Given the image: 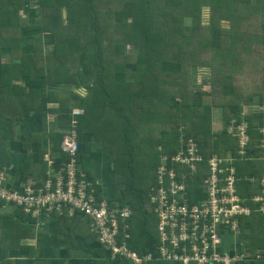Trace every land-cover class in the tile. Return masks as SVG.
I'll return each instance as SVG.
<instances>
[{"label": "trees", "instance_id": "1", "mask_svg": "<svg viewBox=\"0 0 264 264\" xmlns=\"http://www.w3.org/2000/svg\"><path fill=\"white\" fill-rule=\"evenodd\" d=\"M32 1L0 0V52L10 57L1 76L12 78L17 67L22 76L87 91L85 98L71 95L83 111L75 128L77 162L81 135L88 132L106 150L119 191L107 198L109 206L131 212L116 242L139 256L156 255L157 216L149 198L161 157L170 159L181 149L182 132L183 140L196 144L201 166L213 157H229L236 194L249 208L248 215L238 217L243 248L264 259V212L252 201L262 191L264 201V0ZM204 7L210 12L207 25L199 18ZM21 10L32 18L37 11L38 22L22 23ZM222 22H229L228 29ZM42 35L51 44L48 54ZM199 68L209 70L207 91L192 81ZM243 76L244 83L239 81ZM255 99L260 112L242 116L244 103ZM216 117L218 131L213 129ZM242 123L247 124L244 155L228 131ZM66 161L61 154L55 171ZM83 173L100 196L93 177ZM205 177L206 171L186 177L191 204L205 198ZM5 220L0 215L3 230L11 227ZM4 255L0 251V263Z\"/></svg>", "mask_w": 264, "mask_h": 264}, {"label": "built area", "instance_id": "2", "mask_svg": "<svg viewBox=\"0 0 264 264\" xmlns=\"http://www.w3.org/2000/svg\"><path fill=\"white\" fill-rule=\"evenodd\" d=\"M75 128L72 126L60 141V152L67 158L66 163L42 186L26 185L17 192L4 186L0 177L2 207H12L30 217H60L64 212L70 217L79 215L88 221L99 245L109 251L112 258L128 259L134 264H241L247 261L249 257L244 254L222 251L224 235L239 234L238 217L249 213V208L236 194L229 157H213L206 162V167L201 166L196 144L190 139L183 140L181 132V149L170 159L161 157L156 170V186L149 198L157 216L159 246L156 255L139 256L124 244L116 242L119 226L131 212L128 208L109 206L107 200L96 195L91 183L85 179L77 162ZM246 128L247 124L242 123L235 129L231 126L228 129L238 139L241 155H244L247 146ZM205 171L206 177L202 180L205 198L191 204L186 194V177ZM252 201L259 204V210H262L264 201L260 195L253 197ZM258 258L254 255L250 261Z\"/></svg>", "mask_w": 264, "mask_h": 264}, {"label": "crops", "instance_id": "3", "mask_svg": "<svg viewBox=\"0 0 264 264\" xmlns=\"http://www.w3.org/2000/svg\"><path fill=\"white\" fill-rule=\"evenodd\" d=\"M9 62V54L0 52V177L4 186L18 192L26 185L42 186L55 175L53 164L61 156V138L72 126L77 127L83 116L71 95L85 98L87 91L46 77L22 76L17 67L12 69V78L1 76L2 65ZM256 106L258 111L248 114L260 112V106ZM217 125L220 123L216 117L214 131ZM259 128H263L262 124ZM80 145L82 172L93 177L101 197H117L119 191L111 179L109 158L102 144L84 132ZM260 211L264 212V204ZM0 215L6 223L11 222L5 230L0 226V251L5 254L0 264H134L128 259L112 258L99 245L88 221L79 215L30 217L8 206L0 207ZM238 233L224 235L222 251L249 257L241 264H264L261 258L250 261L260 254L255 251L253 255L243 248V236L240 230ZM237 236L242 250L233 248ZM225 240L230 241L226 249Z\"/></svg>", "mask_w": 264, "mask_h": 264}, {"label": "rangeland", "instance_id": "4", "mask_svg": "<svg viewBox=\"0 0 264 264\" xmlns=\"http://www.w3.org/2000/svg\"><path fill=\"white\" fill-rule=\"evenodd\" d=\"M35 2V0L32 1V5L33 3ZM32 7V6H31ZM27 11V10H26ZM28 12V11H27ZM23 10L20 11V21L23 23H27V24H35L38 22V19H39V16L37 15V11L33 12L36 16L32 18V15H30L29 13H27ZM200 23L201 25H207L209 23V19H210V12H209V9L204 7L201 12H200ZM61 19L62 21L65 20V10L62 9L61 10ZM35 20V21H34ZM41 20V18H40ZM262 20V19H261ZM263 22H264V19H263ZM185 25H189L190 24V19H186L184 21ZM263 24V23H262ZM222 25H223V28H226L228 29L229 27V22H222ZM9 31L5 32L4 36L5 35H10V33H8ZM43 39H42V47H43V51H44V54H48L51 52V44L50 45H47L49 44V38L46 37L45 35H42L41 36ZM0 46H2V44H0ZM25 49H29V47H25ZM126 50H127V53L130 52L132 49L130 48V46L126 47ZM261 64L264 65V53L262 55V58H261ZM209 70L207 68H199L196 70V73H194L193 75V78H192V81L195 83V84H198L199 87H200V90H204V91H207L208 90V84H207V80L209 79ZM239 81L244 83V76L239 78ZM241 83V84H242ZM245 105L242 107V116L243 115H250L248 113H251V112H256L258 111V107L256 106L258 104V100L255 99L254 101H252V103H244ZM254 114V113H253ZM217 130L220 128V125H217ZM228 158V157H226ZM244 240V239H243ZM230 241H227L225 240L224 241V249L227 248V245L229 244ZM235 243V245L233 246V248L237 249V250H242V247H241V239L237 236L235 237V241H233Z\"/></svg>", "mask_w": 264, "mask_h": 264}, {"label": "bare ground", "instance_id": "5", "mask_svg": "<svg viewBox=\"0 0 264 264\" xmlns=\"http://www.w3.org/2000/svg\"><path fill=\"white\" fill-rule=\"evenodd\" d=\"M79 165V164H78ZM80 167V166H79ZM107 200V199H106ZM113 202H115V201H113Z\"/></svg>", "mask_w": 264, "mask_h": 264}]
</instances>
